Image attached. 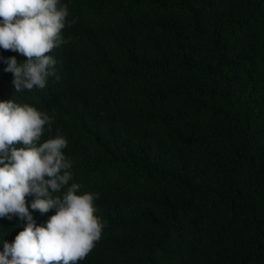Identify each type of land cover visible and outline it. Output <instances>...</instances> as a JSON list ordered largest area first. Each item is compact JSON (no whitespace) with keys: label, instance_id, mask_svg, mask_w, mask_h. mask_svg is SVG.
I'll use <instances>...</instances> for the list:
<instances>
[{"label":"trees","instance_id":"16d2710c","mask_svg":"<svg viewBox=\"0 0 264 264\" xmlns=\"http://www.w3.org/2000/svg\"><path fill=\"white\" fill-rule=\"evenodd\" d=\"M60 3L54 75L16 92L0 48V100L48 113L38 143L58 131L68 186L99 194L79 264H264V0ZM26 223L0 217V252Z\"/></svg>","mask_w":264,"mask_h":264},{"label":"clouds","instance_id":"9594fccd","mask_svg":"<svg viewBox=\"0 0 264 264\" xmlns=\"http://www.w3.org/2000/svg\"><path fill=\"white\" fill-rule=\"evenodd\" d=\"M68 7L60 0H0V48L18 52L6 61L14 90L43 89L54 75L56 61L49 53L62 43ZM53 118L28 104L0 100V217H18L26 226L4 242L0 264H79L102 235L104 224L95 215L98 193L78 194L72 183V164L63 149L68 141L51 133ZM67 187L62 195L63 188ZM30 207L41 214L56 209L44 225H37Z\"/></svg>","mask_w":264,"mask_h":264}]
</instances>
